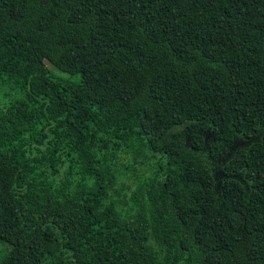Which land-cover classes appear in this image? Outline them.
I'll return each mask as SVG.
<instances>
[{"label": "trees", "instance_id": "1", "mask_svg": "<svg viewBox=\"0 0 264 264\" xmlns=\"http://www.w3.org/2000/svg\"><path fill=\"white\" fill-rule=\"evenodd\" d=\"M1 88L0 264H264V0H0Z\"/></svg>", "mask_w": 264, "mask_h": 264}, {"label": "rangeland", "instance_id": "2", "mask_svg": "<svg viewBox=\"0 0 264 264\" xmlns=\"http://www.w3.org/2000/svg\"><path fill=\"white\" fill-rule=\"evenodd\" d=\"M46 64L50 72L54 74L55 76L61 77L71 82H76V83L81 82V77H82L81 73L70 74L68 72L61 70L60 68H58L57 66H55L53 63H51L48 60H46ZM2 90L3 89L1 88L0 92ZM10 248L11 246L9 243L0 241V258H2L10 250Z\"/></svg>", "mask_w": 264, "mask_h": 264}]
</instances>
